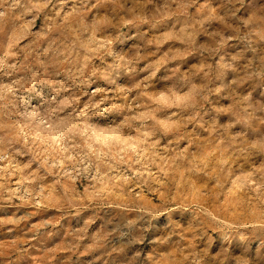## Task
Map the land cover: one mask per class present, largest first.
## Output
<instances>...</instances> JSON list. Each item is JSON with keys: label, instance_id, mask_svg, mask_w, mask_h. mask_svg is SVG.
<instances>
[{"label": "rangeland", "instance_id": "1", "mask_svg": "<svg viewBox=\"0 0 264 264\" xmlns=\"http://www.w3.org/2000/svg\"><path fill=\"white\" fill-rule=\"evenodd\" d=\"M0 264H264V0H0Z\"/></svg>", "mask_w": 264, "mask_h": 264}]
</instances>
